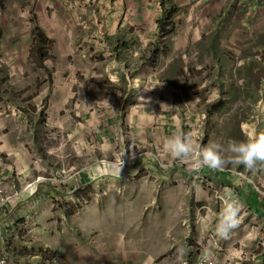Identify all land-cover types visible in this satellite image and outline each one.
<instances>
[{"label":"rangeland","instance_id":"1","mask_svg":"<svg viewBox=\"0 0 264 264\" xmlns=\"http://www.w3.org/2000/svg\"><path fill=\"white\" fill-rule=\"evenodd\" d=\"M73 5L79 19L115 27V45L105 50L97 28L69 44L61 29L70 57L60 58L52 40L41 49L26 30L37 1L0 0V144L9 138L30 157L21 166L35 168L0 192L10 203L0 264H196L215 252L225 264L246 260L238 240L231 251L243 254L226 256L214 225L239 202L233 229L259 226L264 243V219L244 200L246 183L264 198V159L245 167L228 151L230 141L264 137V0ZM89 45L92 58L74 59ZM176 134L192 141L187 161L163 148ZM213 144L223 167L195 163ZM35 179V193L11 197Z\"/></svg>","mask_w":264,"mask_h":264},{"label":"crops","instance_id":"2","mask_svg":"<svg viewBox=\"0 0 264 264\" xmlns=\"http://www.w3.org/2000/svg\"><path fill=\"white\" fill-rule=\"evenodd\" d=\"M36 1L40 4V7L37 8L38 22L34 23L35 25L33 27L30 26L26 27V30L31 31L34 30L35 28H42L44 32L47 34V39L52 40L53 44L55 43L58 57L68 58V59L70 57L69 52L65 50V48L61 47L60 41L57 38V32L61 29L63 31H66L65 33L62 32V34L67 36L68 43L70 38H75L76 40L80 39L79 46H81L85 41L89 42V40H87L88 29H90L89 31L92 32L93 29L95 28H97L98 30H96V33L93 35L101 39V41L103 40L102 45L105 50L110 48L109 44L112 46L115 45V41L117 42L115 38L117 37V35L114 33L115 27L111 26L110 28L109 27L103 28L100 25L101 23L98 22L97 19L89 20V21L83 18L79 19L77 15V8L75 7V5H73V0H36ZM69 11H71V13H68ZM104 38L107 39L104 40ZM31 41L33 40L31 39ZM73 42L75 43V41L71 39V44H73ZM97 46L98 43L95 42V48H97ZM95 48L94 45H89L87 48L88 51H86L84 47L81 48L75 47L74 59H79V57L82 58L86 55L89 59L92 58V55L96 50ZM106 54L108 53H103V55ZM11 138L14 139L13 137ZM29 158L27 157V153L21 152L20 150L17 151L16 149L11 148L9 138H6L3 141V143L0 144V185L2 184L4 185V182L6 185H9L11 187L18 186V184L21 185V183H23V181L26 179V175H29L33 171V169H35L34 167L32 169L31 165L29 164L21 166L22 161ZM5 159L6 161H4ZM30 162L31 161L29 159L28 163ZM10 183L12 184L10 185ZM245 186H246V190L244 191V200L247 203L248 207L250 208V211L253 213V217L257 216L264 219V198L263 199L259 198L258 194L255 193L253 186H250L249 183H246ZM215 222L216 223L214 226H217L218 219H216ZM255 222H257V220H255ZM262 223L263 220L257 224L261 225ZM258 227L259 226L257 227L253 226L247 230L242 229L243 231L241 230V232H238L240 230H234L233 227H230L227 230L226 234L222 235L218 233L219 242L221 244V246L218 247L222 248L227 252L226 255L227 257L234 255L233 254L234 252L237 258H239L240 255L238 254V250L241 249L235 250L234 247H232V251H231V244L233 240H234L233 246L235 244V241L238 240L242 244H245L246 254H247L245 255L249 257L244 261H242L241 259L240 260L235 259V261H233L232 263L264 264V258H263L264 251L262 249L257 250V245L259 243L258 240L260 239V235H261V233L258 231ZM215 254H216L215 264H225L222 262V258H220L221 253L215 252ZM227 264H231V262H227Z\"/></svg>","mask_w":264,"mask_h":264},{"label":"clouds","instance_id":"3","mask_svg":"<svg viewBox=\"0 0 264 264\" xmlns=\"http://www.w3.org/2000/svg\"><path fill=\"white\" fill-rule=\"evenodd\" d=\"M163 148L172 158H179L181 161H187L194 152L191 139L179 134L165 137ZM222 151L221 145L213 144L200 152L195 163L207 165L210 168H222L225 163L221 155ZM228 151L235 154L231 162L251 167L255 160L264 159V137L257 138L253 143L230 141ZM240 207L239 202L236 201H230L225 205L216 226L218 233L226 234L230 227L236 226Z\"/></svg>","mask_w":264,"mask_h":264},{"label":"built area","instance_id":"4","mask_svg":"<svg viewBox=\"0 0 264 264\" xmlns=\"http://www.w3.org/2000/svg\"><path fill=\"white\" fill-rule=\"evenodd\" d=\"M36 1V0H35ZM39 181V179H35L34 181H30V183L27 184V187L25 189H16L14 191L13 194H11V197H17V196H21L22 194H24L27 189L30 190L31 193H35L36 188H34V186L36 185V183ZM5 182L4 185H0V192L3 191V189H5ZM1 200H3L2 194L0 195ZM9 201H4L0 203V212H6V209L9 208ZM7 206V208H5ZM212 234H214V232H212ZM215 235V234H214ZM260 245H257V250L258 249H262L264 251V243L263 242H259ZM204 248V247H201ZM264 253V252H263ZM238 254L241 256L243 254L242 250H238ZM264 258V256H263ZM196 264H215V259L214 260H208V256H202L201 258H199V260L197 261Z\"/></svg>","mask_w":264,"mask_h":264},{"label":"trees","instance_id":"5","mask_svg":"<svg viewBox=\"0 0 264 264\" xmlns=\"http://www.w3.org/2000/svg\"><path fill=\"white\" fill-rule=\"evenodd\" d=\"M33 36H35L34 42L37 43L41 49L47 48L48 45L47 36H45L44 33L41 30H39V28L34 29Z\"/></svg>","mask_w":264,"mask_h":264}]
</instances>
